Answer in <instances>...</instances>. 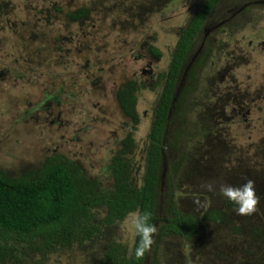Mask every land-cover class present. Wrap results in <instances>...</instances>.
<instances>
[{
    "label": "rangeland",
    "instance_id": "1",
    "mask_svg": "<svg viewBox=\"0 0 264 264\" xmlns=\"http://www.w3.org/2000/svg\"><path fill=\"white\" fill-rule=\"evenodd\" d=\"M199 1L0 0V169L12 175L30 172L58 152L80 164L89 177L101 176L104 185L110 184L106 165L129 131L113 92L130 78L155 83L140 70L148 62L157 76L166 69L178 31ZM238 1L220 4L208 24L233 15L236 30L227 31L226 39L213 40L210 52L205 53L211 42L198 43L203 53L192 66L187 58L178 76L176 88L181 87L179 95L185 98L168 114L162 166L169 173L183 165L175 186L162 185L161 216H166L170 189L184 213L200 216L212 204L225 203L218 189L206 190L207 182L236 186V174L253 170L264 178V49L256 42L261 34L255 36L251 24L241 26L247 21L238 13ZM54 3L63 12L86 7L89 16L81 24L64 14L61 19L51 7ZM38 35L44 36L43 42ZM155 46L162 52L159 58L148 52ZM54 75L60 81L51 82L53 89L65 91L57 102L47 92V80ZM250 98L255 99L251 110H240ZM156 103L157 93L146 86L138 96L139 121L132 129L135 151L129 153L137 172L144 166L145 139ZM199 120L207 126L201 129ZM263 195L259 213L241 216L233 207L223 221H207L211 237L205 232L187 241L167 236L157 252L161 264H227L226 254H235L238 264H264V244L254 237L250 244L249 230V224L264 219ZM128 216L107 232L129 251L134 235ZM231 225L240 228L237 234H232ZM101 244L83 241L68 250L57 249L42 264H97ZM152 254L153 249L145 264L153 262ZM29 258L28 263L38 259Z\"/></svg>",
    "mask_w": 264,
    "mask_h": 264
},
{
    "label": "trees",
    "instance_id": "2",
    "mask_svg": "<svg viewBox=\"0 0 264 264\" xmlns=\"http://www.w3.org/2000/svg\"><path fill=\"white\" fill-rule=\"evenodd\" d=\"M215 1L210 0L206 7L196 14L188 25L186 24L180 39L175 43L176 52L168 58V66L158 75L155 83L150 85V88L157 93V104L153 109L152 125L145 139L144 166L139 172L133 169L129 160V153L135 151L136 146L132 129L139 121L138 96L146 88L144 81L137 78L122 81L113 92V100L126 119L124 125L129 131L123 141L117 144L116 152L106 165L105 173L111 179L110 184L104 185L101 176L89 177L80 164L58 152L48 155L30 172L12 175L0 169V264H42L52 251L68 250L73 244L83 241L97 243L98 240L102 242L103 251L97 264H145V257L137 259L134 254L140 239L138 236H134L128 251L122 243L110 235L111 232H107V228H113L130 212L137 210L141 213L151 212L152 219L149 223L155 225L158 223L156 225L158 234L155 235V245L152 246L154 260L151 264H161L157 252L167 236L177 235L185 241L205 233L211 237L209 230L205 229L207 221L221 222L228 212L230 213L231 208L237 207L223 198L225 203L212 204V207L200 215L201 217L193 213L186 214L180 209L179 200L174 196L175 191L170 189L168 199H165L166 216H161L159 211L161 190L166 187L161 188L162 143L175 84L188 50L195 40L196 32ZM51 7L60 18L64 14V18L78 24L87 20L89 16V9L86 7H78L69 12H63L61 5L57 3ZM38 38L44 41V36L38 35ZM57 48L59 46L55 47ZM149 52L157 58L162 53L156 47H151ZM55 78L59 80L57 75L47 80V92L49 96H53L51 99L57 102L58 96L65 91L61 88L53 89ZM184 98L183 94L178 98L177 108L183 105ZM197 123L202 129V121L199 120ZM204 125L207 126L206 123ZM182 165H176L167 174V180L164 181L170 185V188L175 186L174 180L178 177V170ZM246 178L255 181L259 197L264 194V178L259 179L256 170L251 173L236 174L234 184L239 186ZM231 226L232 234H237L240 228ZM249 226L251 238L254 237L259 245L264 244V219ZM105 232H107L106 237ZM254 238L251 239L250 244H254ZM31 255L38 257L37 262L28 263ZM217 255L218 253L215 256ZM221 255L222 253L219 254V258ZM226 256V260L230 258L227 264H238L235 254H226Z\"/></svg>",
    "mask_w": 264,
    "mask_h": 264
},
{
    "label": "flooded vegetation",
    "instance_id": "3",
    "mask_svg": "<svg viewBox=\"0 0 264 264\" xmlns=\"http://www.w3.org/2000/svg\"><path fill=\"white\" fill-rule=\"evenodd\" d=\"M209 1L210 0H200L199 1V4H197L198 6H195L192 9V11L190 13L189 20L186 23L187 25L189 24V21L196 14H198L201 10H203L204 7H206V5H207V3ZM225 1L226 0H216L213 3V5L210 7V9L207 12V14L204 16V19H203V22L201 24V27H200V29H198V32H196L197 35L195 37V40H194L193 44L191 45V47L188 50L187 58L188 59L191 58V60H190V65L191 66L193 65L192 64L193 61L196 60L199 57V55H201L203 53V51L201 50V48L200 47L198 48V43H200V42L203 43L205 40L211 42V44L209 45V47H207L205 53L206 52H210L213 49V44H212L213 40L219 39L220 37L221 38L223 37L224 39H226V37H227L226 36V32L227 31H231L232 32L233 29L236 30V27L234 28L233 25H237V23L236 22L234 23L231 20V18L234 17L233 15H232L233 17L232 16L229 17V15L228 16H226V15L225 16H221V17H219V19L217 20V23L215 25H212L211 27H208V24L211 23L210 22L211 17L216 12L218 6L220 4H223ZM237 3H238V6H237L238 13H239L240 16L243 17L242 21H244V19H245V21H247V22H242L241 21L242 23H245V24H242L241 26L246 25V24H249V25L251 24L253 26V29L255 30L254 35L255 36L256 35L259 36V34H261V39L258 40V41H256L257 42V45H260V48L261 49H264V22H263V25H259V21H263L264 20V0H239ZM254 16H255V18H254ZM185 26L186 25H184L183 27H181L182 29L180 28V30L178 31L179 33L176 36L175 43H176V41L178 39H180L181 32L183 31V28ZM240 28H243V27H240ZM234 35L235 34H231V36H234ZM254 35H253V40H254ZM251 40L248 42L249 45L252 44V41ZM209 42H208V44H209ZM173 51L176 52V44H174V50ZM187 58H186V60H187ZM168 64H167V66H168ZM190 65H189V67L187 66V69L186 70H188L189 68H191ZM151 67H152V63L151 62H148L145 65V68H142L140 70L141 76L143 77L145 74H147V75L149 74L150 75V78L152 77L151 79L157 80L158 79V76L152 73ZM137 79H141V77H138ZM150 81H152V80H150ZM144 83L146 84V86L148 87L149 90L153 91L150 88L151 82H150V84H148L147 79H145L144 80ZM176 84H177V81H176ZM176 84H175L174 94L172 96L171 107L169 109V112L173 108H174V110L177 109V107H175V104L177 103L178 98H180V95L179 94H180V92H181L182 89H181V87H177L176 88ZM254 102H255V99H251L250 98V100H247V102H244V103L242 102V105L243 104L244 105H243V107L242 106H239V109L240 110L243 109L245 112L248 113V111L251 110L252 105H253ZM234 114L236 115L235 111H234ZM153 117H154V113L152 111V116H151L152 121H153ZM245 119L246 118H244V120ZM166 131L167 130H165V133H166ZM162 168L165 169L164 166H162ZM162 171H163V174H164V179L167 180V174H168V172H166V170H162ZM165 184H166V182H165ZM166 188H169V185L166 184ZM156 224L158 225V223H156Z\"/></svg>",
    "mask_w": 264,
    "mask_h": 264
},
{
    "label": "clouds",
    "instance_id": "4",
    "mask_svg": "<svg viewBox=\"0 0 264 264\" xmlns=\"http://www.w3.org/2000/svg\"><path fill=\"white\" fill-rule=\"evenodd\" d=\"M183 29H185V27ZM156 49L159 50L157 47ZM164 180V178H161V188L163 189L164 187H162V185H166V181ZM203 186L208 191H217L218 189V192L221 196L237 206L235 211L238 215L241 216H252L258 211V206L261 203L260 197L256 192L255 181L252 179L246 178L245 182L239 186H233L227 183L217 184L216 182H207ZM151 219V212L145 211L141 213L139 210H137L135 212L129 213L128 222L130 223V226L132 228L133 235L140 238L138 245L134 249V254L137 259L145 257L146 260L147 253L152 249V246L155 245L154 238L155 235L158 234V228L156 226L157 224L155 225L149 223Z\"/></svg>",
    "mask_w": 264,
    "mask_h": 264
},
{
    "label": "water",
    "instance_id": "5",
    "mask_svg": "<svg viewBox=\"0 0 264 264\" xmlns=\"http://www.w3.org/2000/svg\"><path fill=\"white\" fill-rule=\"evenodd\" d=\"M162 170H165V169L163 168ZM161 176H162L161 178L163 179V178H164V174H163V171H162V175H161Z\"/></svg>",
    "mask_w": 264,
    "mask_h": 264
}]
</instances>
